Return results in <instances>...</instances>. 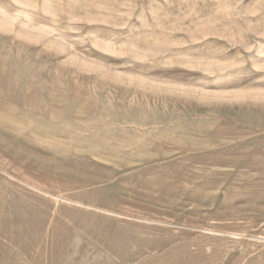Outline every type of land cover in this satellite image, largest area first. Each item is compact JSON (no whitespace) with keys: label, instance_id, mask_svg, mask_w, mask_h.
Listing matches in <instances>:
<instances>
[{"label":"rangeland","instance_id":"374dc122","mask_svg":"<svg viewBox=\"0 0 264 264\" xmlns=\"http://www.w3.org/2000/svg\"><path fill=\"white\" fill-rule=\"evenodd\" d=\"M0 264H264V0H0Z\"/></svg>","mask_w":264,"mask_h":264}]
</instances>
